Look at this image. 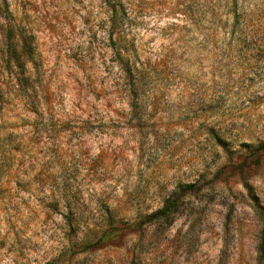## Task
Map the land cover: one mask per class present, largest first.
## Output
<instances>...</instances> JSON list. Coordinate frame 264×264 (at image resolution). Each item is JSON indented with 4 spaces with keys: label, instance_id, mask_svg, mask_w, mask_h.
<instances>
[{
    "label": "rangeland",
    "instance_id": "374dc122",
    "mask_svg": "<svg viewBox=\"0 0 264 264\" xmlns=\"http://www.w3.org/2000/svg\"><path fill=\"white\" fill-rule=\"evenodd\" d=\"M127 4L0 0V264H256L264 0Z\"/></svg>",
    "mask_w": 264,
    "mask_h": 264
},
{
    "label": "trees",
    "instance_id": "16d2710c",
    "mask_svg": "<svg viewBox=\"0 0 264 264\" xmlns=\"http://www.w3.org/2000/svg\"><path fill=\"white\" fill-rule=\"evenodd\" d=\"M104 3L109 7L111 11V27H114V25H118L117 23V13L119 12V9H123L124 7H127V1L128 0H103ZM235 9L238 8L235 3ZM242 8V7H241ZM243 9V8H242ZM243 11L236 13V19H235V25L238 24V19L240 18H246L243 21H248L250 19L249 14H243ZM242 32V31H241ZM125 57H128L124 53L120 55L119 53V59H123ZM123 64L125 65L124 72L127 74H130L131 77L134 78V81L139 83L144 77L141 72V70L136 67V65H131L128 62L124 61ZM30 109L28 110L31 113H34L36 116L40 114V103L38 101H30L29 102ZM2 127L0 126V129ZM260 149L264 150V143L259 144L257 146ZM18 153H23V150H19L17 145H13V131H6L3 132L0 130V184L1 182L8 180L9 176L12 175L13 170V163L15 160V157ZM1 186V185H0ZM182 191V189H181ZM177 205L176 201H167L165 203V206L163 209L159 212L161 215H166L168 212L172 211L175 206ZM257 216L260 218L263 224V228L261 231L260 241L258 243L257 249H256V264H264V213L260 211L258 208L256 210Z\"/></svg>",
    "mask_w": 264,
    "mask_h": 264
}]
</instances>
